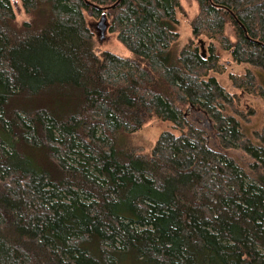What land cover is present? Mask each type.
Wrapping results in <instances>:
<instances>
[{
    "label": "trees",
    "instance_id": "16d2710c",
    "mask_svg": "<svg viewBox=\"0 0 264 264\" xmlns=\"http://www.w3.org/2000/svg\"><path fill=\"white\" fill-rule=\"evenodd\" d=\"M196 1L179 46L181 0H0V264H264V125L213 74L264 101V0Z\"/></svg>",
    "mask_w": 264,
    "mask_h": 264
},
{
    "label": "rangeland",
    "instance_id": "374dc122",
    "mask_svg": "<svg viewBox=\"0 0 264 264\" xmlns=\"http://www.w3.org/2000/svg\"><path fill=\"white\" fill-rule=\"evenodd\" d=\"M181 3L183 10H180L178 13L180 21L177 28L180 31L179 46H185L190 42L193 36L190 21L196 15L199 8L196 0H181ZM19 14L21 13L19 12ZM99 19L100 18H97L95 23H97ZM95 26L96 30L99 32L97 25ZM96 47L97 49L109 48L123 55L129 54V50L117 40L116 34L109 31H106L103 38L100 33L97 34ZM219 51L222 54L223 61L226 62L227 69L223 73L213 72V74L219 78L222 85L227 92H229L228 98H230L231 101L227 104V110L239 118L244 131L247 132L248 136L254 138V132L264 125V101L256 94L240 92L233 86L229 78V73H242L248 67V64L227 62L226 59L229 58L228 52L220 47ZM168 128H170V123L168 121L153 118L148 120L139 131L134 133L129 138V141L133 144L142 146L144 150H149L155 144L159 134ZM213 144L215 145L217 143L214 142ZM228 153L236 159L238 164L243 167L245 171L253 173L251 171V163L254 159L243 149L234 148Z\"/></svg>",
    "mask_w": 264,
    "mask_h": 264
},
{
    "label": "water",
    "instance_id": "95a60500",
    "mask_svg": "<svg viewBox=\"0 0 264 264\" xmlns=\"http://www.w3.org/2000/svg\"><path fill=\"white\" fill-rule=\"evenodd\" d=\"M14 4L18 10V12H21V7L19 5L18 0H14ZM97 28L99 30V33L101 35V37L103 38L105 36V33L108 29V17L106 15V13H103L100 17V19L97 21L96 23Z\"/></svg>",
    "mask_w": 264,
    "mask_h": 264
}]
</instances>
